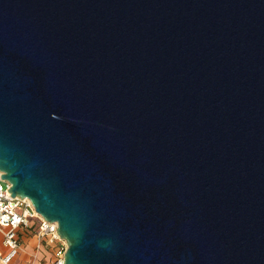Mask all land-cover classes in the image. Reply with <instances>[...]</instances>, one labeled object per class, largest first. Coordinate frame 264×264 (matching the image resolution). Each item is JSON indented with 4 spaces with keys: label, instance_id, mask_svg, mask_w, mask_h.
<instances>
[{
    "label": "water",
    "instance_id": "1",
    "mask_svg": "<svg viewBox=\"0 0 264 264\" xmlns=\"http://www.w3.org/2000/svg\"><path fill=\"white\" fill-rule=\"evenodd\" d=\"M0 169L66 264H264V0H0Z\"/></svg>",
    "mask_w": 264,
    "mask_h": 264
},
{
    "label": "built area",
    "instance_id": "2",
    "mask_svg": "<svg viewBox=\"0 0 264 264\" xmlns=\"http://www.w3.org/2000/svg\"><path fill=\"white\" fill-rule=\"evenodd\" d=\"M0 169V264H13L21 251L20 232L37 224V246L48 251L47 264H66L68 242L58 232L57 221H50L41 215L29 197L12 195L11 183L2 177ZM25 264H36L30 260Z\"/></svg>",
    "mask_w": 264,
    "mask_h": 264
},
{
    "label": "rangeland",
    "instance_id": "3",
    "mask_svg": "<svg viewBox=\"0 0 264 264\" xmlns=\"http://www.w3.org/2000/svg\"><path fill=\"white\" fill-rule=\"evenodd\" d=\"M20 241L22 248L17 259V264H24L33 258V254L37 251L38 237H37V224L35 223L32 227H27L20 232ZM5 246L0 245V252L4 250ZM44 264V261H42Z\"/></svg>",
    "mask_w": 264,
    "mask_h": 264
},
{
    "label": "crops",
    "instance_id": "4",
    "mask_svg": "<svg viewBox=\"0 0 264 264\" xmlns=\"http://www.w3.org/2000/svg\"><path fill=\"white\" fill-rule=\"evenodd\" d=\"M21 248H22V244H21ZM18 256L15 259L13 264H17L16 261L18 259ZM32 259L36 261V264H42V261H44V264H47V259H48V251H47V249L44 246H40V247L37 246V251L33 254V258H30L29 261L32 260Z\"/></svg>",
    "mask_w": 264,
    "mask_h": 264
}]
</instances>
